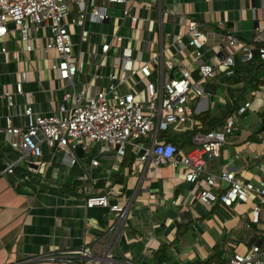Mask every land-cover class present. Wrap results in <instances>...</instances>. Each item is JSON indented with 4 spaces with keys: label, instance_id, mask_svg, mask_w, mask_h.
I'll return each mask as SVG.
<instances>
[{
    "label": "crops",
    "instance_id": "1",
    "mask_svg": "<svg viewBox=\"0 0 264 264\" xmlns=\"http://www.w3.org/2000/svg\"><path fill=\"white\" fill-rule=\"evenodd\" d=\"M133 7L141 18L136 29L123 3L109 5L106 22L86 23L88 42L80 41L81 27L71 25L74 52L82 61L76 89L87 86L91 94L96 93L109 84L110 75L119 74L116 33L123 35L121 47L133 48L137 64H151L157 80L163 75L179 76L180 66L198 75L187 46L190 19L199 21L208 37L205 61L230 53L222 41L226 34L236 35L255 49L264 45V0H133ZM76 16L78 8L73 5L69 18ZM43 43L42 38L40 46ZM103 43L111 44L106 54ZM24 46L15 31L0 38V94L15 92L17 81L24 83L13 108L0 98V264H67L41 256L91 248L93 256L77 258L78 264H126L128 260L132 264H190L208 260L217 246L223 248L219 261H224L228 248L246 252L253 243L264 247L262 196L252 195L250 201L236 202L232 208L208 207L195 199V185L178 176L174 167L137 166L132 151L120 156L115 147L83 141L79 144L83 156L75 150L78 160L72 164L65 151L43 144V159L48 162L45 173L33 172L31 157L20 159L21 151L10 143L13 137L5 130L6 116L13 114V123L21 125L25 117L19 115V106L30 105L35 113H55L65 89L51 68L54 59L44 50L42 57L38 49L27 52ZM2 47L8 51L2 52ZM169 58L176 62L172 69L166 65ZM97 72L104 77L97 79ZM206 84L213 87L195 101V115L185 124L172 125L160 140L171 139L184 154L196 145L194 133L219 129L224 113L237 100L240 105L251 102L237 116L239 128L228 138L221 156H206L207 173L229 169L256 184L264 181V85L245 87L235 73H219ZM120 89L125 91L127 86ZM143 144L150 146V138ZM94 159L99 160L97 165ZM12 162H16L15 173L9 174L6 167ZM103 193L113 203L128 205L124 218L106 207L86 206L87 196ZM256 205L261 207L258 222L252 219ZM112 226L116 228L111 230ZM164 245L169 247L168 257L161 261L159 251ZM108 252L112 260L106 259Z\"/></svg>",
    "mask_w": 264,
    "mask_h": 264
},
{
    "label": "built area",
    "instance_id": "2",
    "mask_svg": "<svg viewBox=\"0 0 264 264\" xmlns=\"http://www.w3.org/2000/svg\"><path fill=\"white\" fill-rule=\"evenodd\" d=\"M123 3L130 16L132 28L136 29L141 18L133 7V0H0V38L6 37L12 30L18 33L20 41L25 43L27 52L46 51L54 59L51 68L57 73L65 93L58 111L51 114L35 113L30 105L19 106V115L25 117L24 124L15 125L11 113L6 116L5 130L12 135L11 145L21 151L20 159L34 165L30 168L35 173H45L47 161L43 159L42 145L62 149L75 164L76 147L83 141L100 143L103 147H115L117 155L125 156L129 151L136 156L137 166L146 164L154 169L161 165H170L177 170L178 176L195 185V199L208 207L220 204L232 208L238 201L247 202L252 195L262 196L264 201V181L258 184L238 177L236 172L226 169L219 173H207V159L221 156L228 138L239 128L237 116L246 112L251 102H245L238 110L225 119L219 129H208L193 134L196 143L189 151L182 154L178 145L171 139L161 141L159 133L167 131L172 125L187 123L196 113L195 101L206 96V83L216 78L219 73L234 75L236 60L250 61L255 48L233 34L222 36L230 53L215 59L204 60L205 46L208 41L206 33L196 19H190L187 25L188 43L191 60L197 65L198 76L188 66H180L179 76L164 75L160 80L154 79L150 63L137 64L130 45L121 47L123 35L114 34L113 41L120 47V56L115 60L119 74L109 76L106 87L91 94L89 87L76 89L82 61L74 52L71 25L81 27L80 41L88 42L90 30L87 22L104 23L110 19V4ZM88 4L91 9L88 10ZM78 8V16L70 19L72 6ZM13 25V28L11 27ZM44 39L40 46L41 39ZM111 44L103 43L106 54ZM7 52L6 47L1 48ZM264 59V45L259 49ZM169 69L176 66L173 58L166 61ZM100 64H97V69ZM94 76L103 78L97 72ZM127 86L122 91L120 87ZM23 81L16 82L15 92L0 94L9 108L16 104V94L23 93ZM150 136V146L143 142ZM97 165L99 160H93ZM16 162L9 163L7 173H15ZM86 206H102L124 218L128 205L114 202L107 193L89 195ZM261 207L256 205L252 219L258 222ZM116 226H112L114 230ZM224 261L209 264H264V247L253 243L249 250L241 252L228 248ZM93 256V248L77 249L48 253L41 258L49 261H61L78 264V257ZM106 259L112 260L108 252ZM100 264V261H98ZM126 264H132L126 261Z\"/></svg>",
    "mask_w": 264,
    "mask_h": 264
},
{
    "label": "trees",
    "instance_id": "3",
    "mask_svg": "<svg viewBox=\"0 0 264 264\" xmlns=\"http://www.w3.org/2000/svg\"><path fill=\"white\" fill-rule=\"evenodd\" d=\"M260 46L257 47L254 51L255 55L253 59L250 61H241L239 58L236 60V64L234 67L235 75L239 77L241 81L245 83V87L248 85H251L254 89H257L259 85H264V59L261 58L260 56ZM198 76V75H196ZM244 87V91L246 88ZM240 99L237 100L229 109L226 110L224 113V120L229 116L230 114L236 112L238 108L241 106L240 105ZM208 114H205L203 118H207ZM182 233V231L179 233V235ZM169 247L168 245H164L161 250L159 251V260L164 261L168 257V251ZM223 254V248H220L217 246L215 248V252L213 255H211L208 260L206 261H198L195 263H190V264H209L210 262L213 261H219L221 260V256ZM79 258V257H78ZM77 261V259H76ZM78 262V261H77Z\"/></svg>",
    "mask_w": 264,
    "mask_h": 264
},
{
    "label": "water",
    "instance_id": "4",
    "mask_svg": "<svg viewBox=\"0 0 264 264\" xmlns=\"http://www.w3.org/2000/svg\"><path fill=\"white\" fill-rule=\"evenodd\" d=\"M211 87H213L211 84H206L205 85L206 91H210V88ZM76 151L79 154V156H83V148H82L81 145H79V146L76 147ZM32 165H34V164L32 163Z\"/></svg>",
    "mask_w": 264,
    "mask_h": 264
},
{
    "label": "rangeland",
    "instance_id": "5",
    "mask_svg": "<svg viewBox=\"0 0 264 264\" xmlns=\"http://www.w3.org/2000/svg\"><path fill=\"white\" fill-rule=\"evenodd\" d=\"M70 31H71L72 33L75 32L74 28H70ZM206 61H207V60H206ZM166 132H167V133L171 132V127L169 128L168 131H161V132L159 133V139H161L162 136H163L164 134H166ZM149 137H150V136H148V138H149ZM238 202H240V201H238Z\"/></svg>",
    "mask_w": 264,
    "mask_h": 264
}]
</instances>
